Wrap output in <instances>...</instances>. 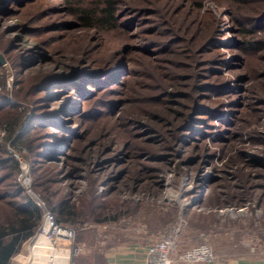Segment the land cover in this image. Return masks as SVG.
Returning <instances> with one entry per match:
<instances>
[{
  "label": "trees",
  "instance_id": "trees-1",
  "mask_svg": "<svg viewBox=\"0 0 264 264\" xmlns=\"http://www.w3.org/2000/svg\"><path fill=\"white\" fill-rule=\"evenodd\" d=\"M84 1L0 0V13H14L11 18L18 19V29L43 31L46 37V40L34 37L38 47L23 56L22 73L46 60L63 69L62 72L53 70L43 76L27 77L29 86H24V100H32L36 114L29 122V129L21 135L24 140L19 138L16 142L26 146L35 161L37 157L50 162L65 157L66 163L85 159L88 165L92 156L101 155L106 147L117 148L114 158L103 161L115 167L112 177L125 179V186L130 191L142 184L145 195H157L159 193L148 183L146 168L152 166L141 161L144 156L148 158L157 154L146 148L145 152L137 145L133 158L127 152L130 148L127 143L134 132H155L163 140L162 150H172L174 156L182 155V149L190 145L192 156L188 161L194 163L209 155L207 143L202 146L200 141L207 139L209 130L213 131L215 119L226 116L221 122L229 124L239 117L233 108L227 112L221 110L223 102L214 107L210 104L212 93L230 89V79L222 77V67L227 65V60L217 58L224 35L220 19L212 10H204V0H98L83 5ZM212 1L220 13L227 16L238 36L236 59L243 61L244 57H251V51L264 50V35L258 33L264 27V0ZM205 11H208L207 19L211 24L203 26L206 18L202 13ZM144 16L143 28L134 30ZM66 17H73L76 22L66 20ZM91 30L97 31L100 42L87 39ZM112 34L117 35L114 40L110 37ZM132 61L139 66H130ZM214 61L218 66L210 64ZM85 62L91 66L75 67ZM263 66L255 67V70ZM136 72L145 73L148 82L139 87L133 83L128 86V78ZM260 76L264 78V74ZM144 87L150 89L149 94H145V103L152 106L145 108V119H142L133 114L135 107L124 109V106L132 105L137 97L135 92ZM49 89L55 94L47 93ZM54 100L65 105L47 108ZM0 103L1 110L6 101L0 98ZM176 106L182 110L174 108ZM27 117L22 112L13 123L9 122L11 118L3 122L8 142L24 127ZM42 130L45 133H41ZM234 134L239 135V131ZM106 135L110 140L105 141ZM249 136L253 137L252 132ZM92 145H98L100 150L93 155L87 152ZM166 152H163L164 157ZM117 163L123 164V168L116 170L117 166L120 168ZM5 167L13 172L0 175V264H11L23 243L38 233L45 209L53 215L55 224L63 226L113 223L130 212L135 214L141 206L129 196L126 199L121 196L113 198L108 193L99 192V180L89 171L88 188L77 200L70 191L57 192L51 197L44 189L41 196L45 207H42L13 178L19 171L18 161L0 159V170ZM80 169L72 165L71 170L68 169L69 175L79 174ZM7 179L8 187L2 188ZM60 179L54 172L53 180L61 182ZM125 193H128L126 189L123 190ZM213 200H210L211 204L223 208L228 206L223 204H235L233 201L237 196L230 195L223 202L217 195ZM177 213L173 210L172 220ZM221 217L217 209L208 214L195 212L190 225L206 229V220L218 221ZM162 221L164 223L166 219ZM169 229L163 231H167L164 235L170 234L172 228ZM68 259L69 254L56 251L48 244L46 236L40 234L32 246H25L14 264H67Z\"/></svg>",
  "mask_w": 264,
  "mask_h": 264
},
{
  "label": "rangeland",
  "instance_id": "rangeland-1",
  "mask_svg": "<svg viewBox=\"0 0 264 264\" xmlns=\"http://www.w3.org/2000/svg\"><path fill=\"white\" fill-rule=\"evenodd\" d=\"M96 1L98 0H85L83 5H90ZM204 10H212L213 14L220 19V29L224 35L221 41L223 47H221L217 58L227 60V65L222 67V77L230 79V89L212 93L213 101L210 104L214 107L223 102L224 106L221 110L227 112L233 108L237 110L239 117L236 120L233 119L234 121L229 124L221 122V119L226 116L215 119L216 125L212 129L213 131L209 130L207 139L203 138L200 141L202 146L205 142L207 143L209 155L205 159H197L194 163L188 161V158L192 156L190 145L182 149L184 151L182 155L174 156L172 150H162L163 140L155 132L140 131L137 134L134 132L127 143V146H130L127 152L133 158L136 155L135 147L137 145L157 154L156 156L149 155L153 157L146 158L147 156H144L141 158L145 164L148 162L152 166V168H146L149 175L148 183L153 185V190L159 193L157 195H145L144 190L146 189L145 186L142 189V184H138L137 189L130 191V188L125 186V179L117 180L112 177L115 167L112 168L111 163L104 164L103 161L114 158L117 148L106 147L105 151H101V155L96 156L97 154L93 155V153H98L100 150L98 145H92L87 151L93 155L90 165L86 163L85 159H74L69 162V166L68 162H64L65 157L60 160L54 159L51 162L37 157L38 160L35 161L30 157L29 149L16 142H19V138L24 140V135L22 137L21 135L29 129V122L36 114L34 103H31L32 100H24L26 92L24 86H29L27 77L43 76L53 70L62 72L63 69L46 60L41 65L30 67L22 73L23 56L30 54V49L38 47L34 37H44V40L46 37L43 31L33 32L18 29L16 27L18 19L11 18L14 13L7 12L4 15L0 13V57L3 59L0 61V98L6 101L2 105L3 109L0 110V159L14 158L18 161L19 171L14 173L13 178L42 207H45L41 192L44 189L51 197L57 192L61 194L62 191H70L73 199L77 200L78 196L84 194L88 188L89 171L99 180V192L108 193L113 198L121 196L126 199L129 196L137 203H141L135 214L130 212L113 223L96 224L91 222L60 226L74 230V240L64 238L57 233L54 227L48 226L46 214L50 211L45 209V218L40 230L23 243L20 251L12 258L11 264H14V260L20 257L25 246L26 248L32 246L33 240L40 234H44L50 239L52 244L49 242L48 244L53 246L56 251L69 252L67 253L69 254L67 264H90L94 257L96 259L103 256L110 245L114 247L113 244L145 240L153 244L169 231V228H172L170 233L175 231L178 233L177 255L187 253L188 250L201 244H209L215 254L216 251L219 254H226L236 249H245L243 246L246 241L249 242L251 248L255 246L264 250V78L260 76L264 74V66L255 70L258 66L264 65V50L255 53L251 51V57L249 59L244 57L243 61L236 59L238 36L235 35L229 19L224 16V12L220 13L212 0H204ZM207 12L202 13V17L206 18L202 22L203 26L206 23L211 24V20L207 19ZM69 19L76 22L75 18L66 17V20ZM142 19V23L134 30L143 28L145 16ZM258 33L264 35V27ZM97 35V31L91 30L86 37L93 40L92 42L98 43L100 40ZM110 37H113L112 40H114L117 35L112 34ZM135 61L130 63L133 68L139 66V63H135ZM241 62L244 63L240 64ZM210 64L218 66L216 61ZM88 66L91 65L85 62L75 67ZM258 73L259 75H256ZM127 82L128 86L133 83L139 87L141 83L145 85L148 81L145 80V73L136 72L134 76L128 78ZM148 90H150L149 87H144L140 92L134 91L137 95L134 99L135 102L132 101V105H125L123 108L127 109L129 106H133L135 107L133 114L145 119V108L152 106L145 103V94L147 95ZM53 92H50V89L47 90V93H51L50 95H54ZM27 96L30 97V95ZM232 102L235 104L233 105ZM62 104L65 105L64 102L54 100L47 108L55 109ZM174 108L182 110V107ZM22 112L28 115L24 127L16 132L11 142H8L3 122L7 118H11L9 122L13 123ZM222 121L224 122V120ZM101 126H97V129ZM226 129L230 131H226ZM237 131H239V135L234 134ZM249 132H252L253 137L249 136ZM41 133H45V130H42ZM104 138L105 141L110 140L109 135ZM165 151H167L166 157L163 153ZM117 164L120 165V168L117 166L116 170L124 166ZM72 165L81 168L79 174L69 175L68 169L71 170ZM9 172H13V170L5 167L0 170V175ZM54 172L59 174L61 182L53 180ZM205 178H207V182ZM6 182L1 185L2 188L8 187V179ZM124 189L127 190V194H123ZM233 194L237 196V200L233 201L235 204L232 205V202L223 204L224 206L228 204L227 207L218 208L215 206L216 203L213 205L210 202L211 199L215 200L217 195L224 202ZM214 209H217L222 216L218 221L209 222L206 220V224H204L208 225L206 229L191 227L190 222L195 212L208 214ZM173 210L178 212L174 220H172ZM163 219H166V222L163 223ZM165 229L167 231L163 232ZM79 249L81 251L76 253L75 250Z\"/></svg>",
  "mask_w": 264,
  "mask_h": 264
},
{
  "label": "built area",
  "instance_id": "built-area-1",
  "mask_svg": "<svg viewBox=\"0 0 264 264\" xmlns=\"http://www.w3.org/2000/svg\"><path fill=\"white\" fill-rule=\"evenodd\" d=\"M46 222L50 228L56 229L57 233L68 240H74L75 231L68 228H61L55 224L54 217L51 213L46 214ZM178 233H173L162 236L159 240L149 246L145 264H176L184 262L195 264L200 262H216V254L209 244H201L193 249L177 255L178 252ZM76 253L81 251L75 250ZM251 251L256 254L264 255V250H260L253 246Z\"/></svg>",
  "mask_w": 264,
  "mask_h": 264
},
{
  "label": "crops",
  "instance_id": "crops-1",
  "mask_svg": "<svg viewBox=\"0 0 264 264\" xmlns=\"http://www.w3.org/2000/svg\"><path fill=\"white\" fill-rule=\"evenodd\" d=\"M248 243L246 241V244L243 246L245 249L243 250L236 249L226 254H219L216 251V262H200L195 264H264V255L253 253ZM150 245L146 240L143 242L131 241L123 244H113L114 247L110 245L103 256H99L96 259L94 257L90 264H145ZM176 264L186 263L179 261Z\"/></svg>",
  "mask_w": 264,
  "mask_h": 264
},
{
  "label": "bare ground",
  "instance_id": "bare-ground-1",
  "mask_svg": "<svg viewBox=\"0 0 264 264\" xmlns=\"http://www.w3.org/2000/svg\"><path fill=\"white\" fill-rule=\"evenodd\" d=\"M49 226V225H48ZM46 236V235H45ZM46 238H47V241L50 243V244H52V242L50 241V239L46 236ZM67 253H69V252H67Z\"/></svg>",
  "mask_w": 264,
  "mask_h": 264
},
{
  "label": "water",
  "instance_id": "water-1",
  "mask_svg": "<svg viewBox=\"0 0 264 264\" xmlns=\"http://www.w3.org/2000/svg\"><path fill=\"white\" fill-rule=\"evenodd\" d=\"M0 61H3V59L0 57Z\"/></svg>",
  "mask_w": 264,
  "mask_h": 264
}]
</instances>
